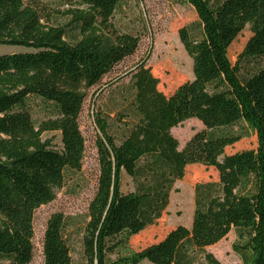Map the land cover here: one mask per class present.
<instances>
[{
	"label": "trees",
	"instance_id": "16d2710c",
	"mask_svg": "<svg viewBox=\"0 0 264 264\" xmlns=\"http://www.w3.org/2000/svg\"><path fill=\"white\" fill-rule=\"evenodd\" d=\"M65 1L50 11L40 0H0V45L24 47L0 54V264L31 263L36 210L82 170L84 102L97 86L103 93L102 80L137 51L146 26L129 17V0ZM180 1L200 25L195 36L191 25L179 30L193 79L167 95L144 58L108 83L94 116L96 191L84 221L48 219L43 264H75L71 227L80 264H222L206 247L232 229L243 264H264V0ZM247 26L251 35L231 62L229 47ZM189 118L205 128L179 149L171 130ZM47 132L60 134V147ZM251 133L255 147L225 152ZM190 164L218 172L194 185L191 226L133 249L131 237L162 216Z\"/></svg>",
	"mask_w": 264,
	"mask_h": 264
},
{
	"label": "rangeland",
	"instance_id": "374dc122",
	"mask_svg": "<svg viewBox=\"0 0 264 264\" xmlns=\"http://www.w3.org/2000/svg\"><path fill=\"white\" fill-rule=\"evenodd\" d=\"M41 4L48 10L55 11L60 8L66 9L68 5L65 0H40ZM129 17L141 21L146 26L141 31V41L137 51L124 61L116 65L101 82L104 91L100 96L95 94L97 87L90 90L84 102L79 117L80 128L85 137L86 151L82 170L77 172L66 184L58 190L56 198L39 207L34 218V255L30 264H43V240L48 219L54 213H62L67 218L76 217L78 221H84L87 215L88 205L96 191L99 163L96 148V139L99 133L95 122V114L98 109L106 105L110 85L108 83L122 74H125L141 59H147V66L159 79L158 88L169 95L182 83L193 79V59L185 50L179 36V30L183 26H192V35H199L200 25L198 16L193 6L180 0H129L127 4ZM128 23V18L125 19ZM251 32L247 26L233 41L228 50L231 62H234L237 54L242 50ZM20 46L0 45V54L10 53L23 49ZM128 81V77L121 79ZM113 84V83H112ZM40 110H36L34 117L40 116ZM241 126V125H240ZM236 125L228 128L229 131H237L240 127ZM205 127L197 118H189L172 128V134L179 141V149L198 131ZM44 138H51L53 144L61 146L60 134L47 132ZM256 136L251 133L233 146L226 148V153L255 147ZM218 172L214 167L202 164H190L186 167L185 175L177 180L170 193V201L162 216L155 224L148 226L140 233L130 239L131 247L135 250L141 249L149 244L164 238L167 233L178 225L190 227L194 211V185L200 181L215 180ZM124 189L130 185V178L124 174ZM71 227L69 235L73 237V257L75 264H80L81 247L80 238ZM236 233L232 229L227 236L216 244L206 247L208 252L222 264H243L242 258L233 250ZM141 264H152L144 260Z\"/></svg>",
	"mask_w": 264,
	"mask_h": 264
}]
</instances>
